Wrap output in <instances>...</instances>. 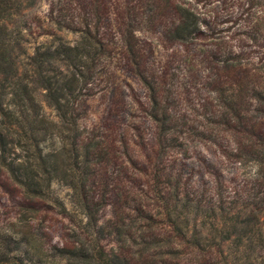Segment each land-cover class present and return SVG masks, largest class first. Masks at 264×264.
<instances>
[{"label":"trees","instance_id":"trees-1","mask_svg":"<svg viewBox=\"0 0 264 264\" xmlns=\"http://www.w3.org/2000/svg\"><path fill=\"white\" fill-rule=\"evenodd\" d=\"M244 1L251 12L232 41L214 31L208 14L180 0H56L47 22L77 38L69 43L51 33L26 54L30 27L22 13L36 0H0V174L25 201L50 200L61 209L49 187L62 181L84 218L72 239L47 248L28 222L0 229V264H264V0ZM153 41L174 47L164 63L181 57L185 69L167 75L165 65L152 67ZM114 61L143 92L153 128L148 158L156 161L149 179L158 204L151 211L141 196L130 198L118 207L125 213L102 222L94 180L104 158L84 142L77 119ZM37 90L51 118L42 113ZM191 111L206 123H189ZM190 133L247 167L239 186L217 176L205 198L185 190L180 154ZM50 140L57 146H48Z\"/></svg>","mask_w":264,"mask_h":264},{"label":"rangeland","instance_id":"rangeland-1","mask_svg":"<svg viewBox=\"0 0 264 264\" xmlns=\"http://www.w3.org/2000/svg\"><path fill=\"white\" fill-rule=\"evenodd\" d=\"M55 1L36 0L31 8L23 11L22 19L30 27L24 35L26 54H30L36 45L47 43L52 37L51 33L69 43H73L77 38L76 34L67 30H55L54 26L47 22L48 5ZM180 1L189 3L200 13L208 14L210 20L214 21V31H220L232 41L241 36L239 25L243 19L248 20L246 13L251 12H248L250 8L244 0ZM167 17L168 15L165 18ZM152 43L154 48L147 56V62H150L152 67L159 68L162 64L165 65L168 68L167 75L175 73L176 68L185 69L183 66L179 67L183 64L181 57L179 59L176 57L169 64L164 63L174 52V47L160 45L154 41ZM198 49V46H195L196 53ZM112 65L109 66L112 67L111 76L99 84V89L93 96L82 102L77 119L78 130L81 136L85 137L84 142L91 143L90 145H93L99 153L98 156L104 158L94 180V184L100 187L97 202L104 204L96 212V217L102 222L112 218L113 214L125 213L126 210L118 207L129 202L130 198L138 201L141 196V199L149 203L151 211L157 210L155 205L158 204L154 201L157 196L149 179L151 178L149 169L156 161L148 158L147 148L152 140L153 128L143 111V92L134 78L121 68L119 63ZM186 72L181 70L182 77ZM35 97L41 104L42 113L51 118L53 111L42 101V91L37 90ZM189 118V123L196 125L207 121L194 111H191ZM189 135L187 150L180 154L185 165L179 168L186 191L193 196L196 194L197 197L202 195L205 198L211 191L215 178H219L217 176L221 177L225 185L232 187L239 186L240 180L247 177V167L225 159L213 145L201 137L193 133ZM47 145L54 148L57 143L50 140ZM109 153L112 156H109ZM15 154L17 156L19 151ZM159 181L163 182V179L160 178ZM49 192L53 198L61 202L63 209L50 200L37 205L25 201L19 193V188L0 174V229L9 232L13 224L23 222L22 225L28 222L32 224L31 231L39 238L44 248L59 242L61 238L72 239V230H77V226L84 222V218L75 210L71 190L62 181L54 180L50 184ZM24 207H33L36 211L32 214ZM154 218L158 220L160 216L156 214ZM108 238L112 239L110 236ZM106 243L110 245L111 241ZM27 264H31V261L27 260ZM55 264H63V261L58 260Z\"/></svg>","mask_w":264,"mask_h":264}]
</instances>
